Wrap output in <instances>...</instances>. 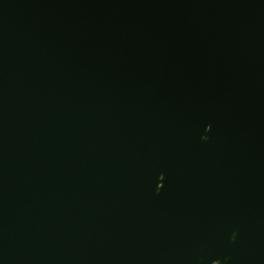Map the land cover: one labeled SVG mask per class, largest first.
Masks as SVG:
<instances>
[{"label":"water","instance_id":"1","mask_svg":"<svg viewBox=\"0 0 264 264\" xmlns=\"http://www.w3.org/2000/svg\"><path fill=\"white\" fill-rule=\"evenodd\" d=\"M0 264H264V0H0Z\"/></svg>","mask_w":264,"mask_h":264}]
</instances>
